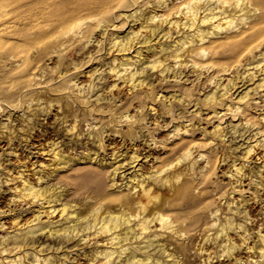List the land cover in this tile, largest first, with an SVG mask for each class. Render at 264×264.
I'll return each instance as SVG.
<instances>
[{
    "label": "bare ground",
    "instance_id": "bare-ground-1",
    "mask_svg": "<svg viewBox=\"0 0 264 264\" xmlns=\"http://www.w3.org/2000/svg\"><path fill=\"white\" fill-rule=\"evenodd\" d=\"M154 1L156 2L153 5L163 9V13L158 14L155 10L157 8H153L148 15L142 17L138 13L139 9L127 14L134 21L138 22L141 19V28L147 30L148 35L142 34L143 37L139 40L142 29L135 31L130 27L121 37L111 38L109 48L113 47L121 57L111 58L108 72H112L115 78L129 86V89H140L151 85L145 71L159 70L161 73L168 71L170 65L167 62L170 59L174 64L172 67H187L193 72H199L204 68L212 69L211 62L201 64L196 57L210 58L217 47L230 42L229 55L235 58L237 66L245 67L243 72L248 78L239 75L223 83V74H227L229 68H223L221 71L213 70L208 79L214 84L204 93L203 102L214 108L211 112L220 120L223 117H230V120L227 119L228 132L236 133L240 139L242 138V142L237 147L246 143L241 158L249 155L256 146L262 148L264 154V133L260 127L251 124L245 118H239L245 114L240 102L248 95L249 89H264V75L260 76L261 73L250 71L254 66L264 63V48H260L261 44H264V36L261 37L264 34V19H257L259 15L264 18V0H182L178 5H171L169 0ZM2 14L5 16L7 11L0 13ZM99 28L102 29V26L100 25ZM171 28L177 30V35L173 36L174 31ZM259 36L260 40L250 44ZM154 38H158L157 45L152 42ZM143 48L151 50L155 57L143 60ZM254 49H258V52L253 54L252 60L241 63V57L252 53ZM167 59L169 60L166 62ZM139 62H141L139 67L133 65ZM251 64L253 66H250ZM178 74L174 72L173 77L179 80L182 77ZM237 77H240L239 81ZM248 80H252L250 84L253 83V86H247L248 88L241 94L234 96L237 103H228L227 98L233 91L244 86ZM75 85L77 92H81L78 83ZM116 87L118 82L111 83L109 88ZM233 88L235 89L231 91ZM143 89L147 90V88ZM153 95L157 96L158 91ZM181 97L179 96L178 100L183 98ZM195 104L197 105V102ZM217 104L222 105V109L217 110ZM27 107L30 108L31 105ZM63 111L58 122L60 124L67 121L73 109L66 103ZM32 116H34L33 112L25 117L29 120ZM118 117L125 122H131L129 125L133 126L135 120H132V116L125 114ZM22 119V122L26 120ZM261 119L264 120V111L261 112ZM220 120L214 125L212 133L223 140L222 136H225L227 131L226 127L221 125L223 120ZM96 124L90 125V130L95 129V131H89L88 134L96 136L99 141L102 130L96 128ZM4 127L9 133L15 131L9 124ZM63 127L66 131H72L74 124H64ZM172 127L169 137L182 134L183 128L181 129L179 125L172 124ZM19 129L26 131L23 136L24 141L27 142L31 137L33 126L27 121L26 125L21 123ZM186 129L183 130L187 131ZM236 134L234 136H237ZM173 144L170 153L171 156L177 154L176 157L147 171L141 170L139 154L134 148L130 152L112 151L113 159L127 153L125 163L132 168L128 175L121 174V182L115 178L123 170L119 169L123 162L112 168L107 185L113 190L116 189L114 191L100 189L103 158L97 159L95 152L91 153L90 150L85 152L82 157L84 162L76 167L73 166L75 158L62 152L58 148V141L49 140L46 147L40 144L38 150L49 152L50 163L33 162L32 167L23 164L13 169L11 173L9 172L12 168H7L3 178L0 176V187L1 183L7 185H10L8 183L11 181L13 183L7 187L10 190L7 208L0 209V214L8 216L11 227V230H5L8 226H5V221L0 218V231L4 230L0 233V251L6 254L13 252L12 257L10 255L4 257L6 264L22 263L21 261H25L23 264H85L84 262L86 264H189V252L191 253L192 249H194L193 254L199 259L198 264H214L219 261H223V264H245L247 260L243 259L242 255L239 256L240 252H244L252 264H264V225L261 221L256 230L248 226V221L251 219L246 210L247 205L241 204V208L232 204L235 202L232 200L231 204L234 207H231L229 201L228 207L231 211L229 215L224 213L223 216L218 213L217 208L216 210L210 208V211L207 207L209 215L214 217L213 222L207 226H203L204 223L201 226V224L197 225L196 221H189L190 218H187L186 213L190 209L193 211L200 209L205 201L204 195H188L194 189L197 190L195 194H200L195 188L197 186L193 184L194 180L188 176L194 169L197 157L201 158L204 155L199 153L195 160L193 159L195 156L192 158V146H188L182 140L174 141ZM158 157L156 156L155 159ZM185 160L188 161L184 163ZM235 160L233 159L231 170L229 169V176H237V183L241 184L243 175L246 174L242 172V167L246 164L243 161L241 166H236ZM263 166L264 164H261L257 169L258 174H251L250 181L252 180L257 188H264V178L261 175ZM67 167L68 169L71 167L75 172L82 171L85 176L95 177L97 187L88 189L82 196L79 189L70 190L65 178L59 172ZM235 185L230 190L231 193L242 192L243 188H236ZM82 187L87 185L83 183ZM185 198L190 200L189 210L183 208L182 201ZM243 200L244 198H241L240 201ZM236 214H241L240 220L234 217ZM261 215L264 217V212ZM39 235L52 240L58 239L59 244L54 247L49 242L45 243L40 240ZM236 236L238 242L235 241ZM65 247L67 248L64 249ZM58 249L64 250L58 254ZM72 255L73 261H68ZM3 261L0 260V264Z\"/></svg>",
    "mask_w": 264,
    "mask_h": 264
},
{
    "label": "rangeland",
    "instance_id": "rangeland-1",
    "mask_svg": "<svg viewBox=\"0 0 264 264\" xmlns=\"http://www.w3.org/2000/svg\"><path fill=\"white\" fill-rule=\"evenodd\" d=\"M179 1L182 0H169V3L178 5ZM154 2L156 1L0 0V13L7 11L5 16L0 15V176L3 178L7 168H12L9 172L11 173L13 169L23 164L32 167L33 162L35 164L40 161L45 164L50 163L49 152L46 150L42 152L38 150V147L40 144L46 147L47 142L54 139L58 141V148L62 152L75 158L73 166L82 165L81 162H84L82 157L88 150L91 153L95 152L97 159L103 158L100 189L112 191L113 189L107 185L112 168L120 162H123L125 166L122 168V165L119 168L123 170H119V175H116L115 180L118 182L122 180L121 174L128 175L132 170L129 164L125 163L127 153L113 159L112 151L116 150L120 153L128 150L130 152L134 148L139 154L141 170L147 171L164 161L173 160L177 154L171 156L170 148L174 146V141L182 140L188 146H192V158L194 156L193 159L198 158L188 177L194 180L193 184L197 186L195 188L200 194H195L197 190L194 189L188 195H204L206 201V204L204 201L200 209L197 208L196 211L188 208L191 204L190 200L185 198L182 201L183 208L190 209L186 213L187 218H190L189 221H196L197 225L201 224V226L202 223H204L203 226L210 225L214 217L209 215L208 208L214 210L217 208L222 216L224 213L229 215L231 209L228 207V202L230 201L231 207L239 205L242 208L241 204L247 205L246 210L251 219L248 221V226L256 230L261 221L264 225V217L261 215L264 212V188H257L250 179H252L251 174H258L257 169L264 164L262 148L256 146L249 155L241 158L246 143L237 147L242 142V138L240 139L236 133L237 136H234L235 134L228 132L227 123L230 117H223L220 120L212 114L211 111L214 108L203 102L204 93L214 84L208 79L213 70L221 71L223 68H229L226 71L227 74H223V83L239 75L246 76L243 72L245 67L237 66L235 58L229 55L230 42L217 47L210 58L196 57L201 64L210 62L213 64L212 69L204 68L197 71L199 74L187 67H172L174 64L170 58V61L166 60L170 65L168 71L163 73L159 70L145 71L151 82V85L143 87L147 90L129 89V86L120 83L112 72H108L111 58L121 57V54L116 53L113 47L109 48L111 38L121 37L130 27L135 31L142 29L139 40L143 37L142 34L148 35L149 32L141 28V19L138 22L134 21L127 14L139 9L138 13L142 17L148 15L153 8H157L155 10L158 14L163 13V9L153 5ZM257 19L264 18L259 15ZM100 25L102 29L99 28ZM171 30L174 31L173 36L177 35V30L173 28ZM261 37L259 36L250 44H255ZM152 42L157 45L158 38L152 39ZM260 48L263 49L264 44H261ZM258 49L242 56L241 63L246 60L251 61ZM142 56L143 60L155 57L151 50H144V48ZM140 64L141 62L133 65L139 67ZM262 67L264 68V63L254 66L250 71L261 73L260 76H263ZM174 72L179 73L178 75L182 78L179 80L174 78ZM239 80L240 77H237V81ZM114 82H118V87L112 90L109 87ZM250 82L252 80H248L246 87L241 86L236 91H233L235 89L233 88L232 95L227 98L228 103L235 104L237 99L234 96L253 86ZM75 83L81 87V92H77ZM155 91H158L157 96L153 95ZM179 96L183 98L178 100ZM66 103L70 104L73 112L67 117L66 122L60 124L58 122L63 115V109L66 108ZM28 105L31 107L28 108ZM240 106L245 114L239 118H245L251 124L259 126L264 133V120L261 119V112L264 111V89L250 88L248 95L240 102ZM216 109H222V105L217 104ZM32 112L34 116L28 120L25 116ZM125 114L132 116V120H135L133 126L129 125L131 122H125L118 117ZM22 118L26 120L22 122ZM218 120H223L221 125L227 128H225L227 131L225 136H222L223 140L212 133ZM27 121L33 129H31V137L25 142L23 134L26 131L19 128L21 123L26 125ZM95 123H97L96 128L102 130L100 134L102 138L100 137L99 141L96 136L88 134L89 131H95V129L90 130V125ZM6 124L15 131L9 133V130L4 127ZM64 124H74V129L66 131ZM172 124H177L184 130L187 128V131L182 129L181 135L171 138L169 132L173 128ZM199 153H202L204 157H197ZM156 156L159 157L155 159ZM233 159H236L234 161L236 166H241L243 161L246 164L242 167V172L246 174L243 175L241 184L237 183V176H229ZM187 161L185 160L184 163ZM59 172L65 178L68 188L79 189L81 196L85 195L88 189L97 187L95 177L85 176L82 171L75 172L71 167L69 169L67 167ZM261 173L264 178V166L261 167ZM83 183L87 187H82ZM8 184L10 185L1 183L0 209L7 208L9 203L10 190L7 187L13 183L11 181ZM234 185L236 188L242 187V192L231 193L230 190ZM207 195L210 197L208 198ZM231 197L234 199L230 200ZM241 198H244V202L240 201ZM245 199H247L246 202ZM232 200L235 201L232 203L234 205L231 204ZM241 214H236L234 217L240 220ZM1 217L5 221V226H8L5 230H11L8 216L0 214ZM2 231L4 230L0 233ZM39 238L54 247L59 244L58 239L52 240L43 235H39ZM235 238L238 242V237ZM89 246L90 244L87 248ZM64 249H58V254H61ZM193 251L194 249L191 253L189 252V264H198L199 259ZM11 254L13 255V252L6 254L0 251V260H4L2 264L4 262L6 264L4 257L6 255L12 257ZM238 254L247 260L245 264H252L244 252ZM71 259L68 261H73ZM21 262L18 263H25V261ZM222 262L214 264H223Z\"/></svg>",
    "mask_w": 264,
    "mask_h": 264
}]
</instances>
